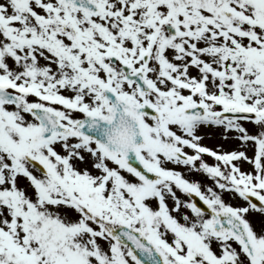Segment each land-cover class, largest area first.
I'll return each instance as SVG.
<instances>
[{"label": "snow or ice", "instance_id": "1", "mask_svg": "<svg viewBox=\"0 0 264 264\" xmlns=\"http://www.w3.org/2000/svg\"><path fill=\"white\" fill-rule=\"evenodd\" d=\"M0 264H264V0H0Z\"/></svg>", "mask_w": 264, "mask_h": 264}, {"label": "clouds", "instance_id": "2", "mask_svg": "<svg viewBox=\"0 0 264 264\" xmlns=\"http://www.w3.org/2000/svg\"><path fill=\"white\" fill-rule=\"evenodd\" d=\"M103 126V125H102ZM115 145L122 146L132 139L131 129L123 124L113 125L107 133Z\"/></svg>", "mask_w": 264, "mask_h": 264}, {"label": "rangeland", "instance_id": "3", "mask_svg": "<svg viewBox=\"0 0 264 264\" xmlns=\"http://www.w3.org/2000/svg\"><path fill=\"white\" fill-rule=\"evenodd\" d=\"M75 115L79 116L81 114L79 112H77V113H75ZM201 131H202V133H205V132L207 133V135L205 136V138L202 141L205 145L213 147L214 149L217 148L218 145H223V147L225 149H230L232 147V144L230 142H227V141L221 139L219 135H217V134H215L213 132V130H211V129H202ZM207 157L210 159L211 162H213V158H211L210 156H207ZM232 202L234 204L235 203H242V201H232Z\"/></svg>", "mask_w": 264, "mask_h": 264}, {"label": "water", "instance_id": "4", "mask_svg": "<svg viewBox=\"0 0 264 264\" xmlns=\"http://www.w3.org/2000/svg\"><path fill=\"white\" fill-rule=\"evenodd\" d=\"M202 204V202H200Z\"/></svg>", "mask_w": 264, "mask_h": 264}]
</instances>
